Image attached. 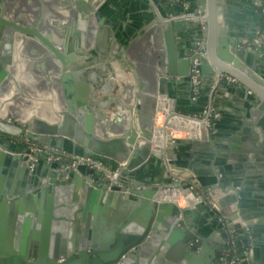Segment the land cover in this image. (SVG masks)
<instances>
[{"label":"water","instance_id":"obj_1","mask_svg":"<svg viewBox=\"0 0 264 264\" xmlns=\"http://www.w3.org/2000/svg\"><path fill=\"white\" fill-rule=\"evenodd\" d=\"M98 3L0 0V264H228L219 260L221 242L191 227L188 216L196 211L162 201L164 189L174 187L167 168L179 171L174 150L189 141L156 150V108L160 98L171 99L176 84L193 89L195 63L196 82L209 85L227 74L263 101L264 90L244 76L264 82L229 41L222 0L217 13L210 3L206 8L207 43L197 48L183 33L203 12L189 19L161 13L126 41L104 24ZM79 4L94 13L73 7ZM194 4L205 8L203 0ZM7 137L89 158L110 171L124 164L120 175L147 189L110 185L91 169L62 168L27 148L13 150ZM199 199L194 210L221 226Z\"/></svg>","mask_w":264,"mask_h":264},{"label":"crops","instance_id":"obj_2","mask_svg":"<svg viewBox=\"0 0 264 264\" xmlns=\"http://www.w3.org/2000/svg\"><path fill=\"white\" fill-rule=\"evenodd\" d=\"M157 1L159 4L155 0H100L97 13L110 30L111 25L114 27V31H111L113 36L122 40L127 36L129 39L137 36L152 25L161 13L172 17L176 14L203 12L204 16L198 17V22L190 24L183 34L190 48L206 45V8L210 3L217 13L219 0H203L205 8L202 11L195 6L194 0H182L185 8L163 5L161 0ZM86 6L87 11L81 9L80 12L93 14L94 10ZM222 8L229 41L243 56V65L264 82V39L255 47L262 22L255 0H222ZM217 24L218 29L221 28L220 16H217ZM120 47L119 51L122 52L123 46ZM81 54L85 52H79ZM106 58L114 61L111 51H108ZM117 63L121 65L120 60ZM123 70L132 72L130 66ZM219 77L234 82L218 81ZM244 77L264 90V86L252 78ZM169 95L170 108L176 113L202 118L210 109L217 116L207 133L205 129H200L205 133L204 140L189 141L188 146L181 151L175 149L174 153L179 178L183 183L195 181L200 185V194L215 203V208L207 206L210 212L218 214L217 221L222 228L217 227L218 223L209 214L194 210L196 199L189 193H177L176 200L165 201L182 203L183 199L191 196V203L183 202L191 205L190 211H196L194 215L188 216L194 222L191 227L214 241L222 242L224 239L220 218L234 223L241 231L240 247L249 252L248 264H264V101L243 82L227 74L213 76L209 85L202 79L192 90L176 84L169 90ZM166 104L168 106L165 101L159 105ZM104 112L111 113L107 109ZM161 135L162 132L157 131V135L155 132L157 147L161 144ZM27 142L15 141L10 144L13 150H21L26 148ZM169 167L175 168L173 165ZM166 173L173 179H179L173 177L168 168ZM151 252L152 249L148 253ZM160 264L164 262L161 260Z\"/></svg>","mask_w":264,"mask_h":264},{"label":"built area","instance_id":"obj_3","mask_svg":"<svg viewBox=\"0 0 264 264\" xmlns=\"http://www.w3.org/2000/svg\"><path fill=\"white\" fill-rule=\"evenodd\" d=\"M167 5L175 7L176 5H181L183 8L182 0H165ZM256 6L261 14L262 20L264 21V0H255ZM180 17H184L185 19H189L193 16V13H187L179 15ZM264 39V32H261L257 36V40L255 43V47L259 45V43ZM199 77V71L197 70V64L195 63L190 70V78L192 80V85L194 87L197 86L198 82L196 79ZM226 80L230 83L234 81L229 78L219 77L218 81ZM169 103L168 99L165 98ZM160 100V99H159ZM159 103V101H158ZM217 118L216 115L211 113L209 109L204 113L202 118L197 117H185L182 114L174 112L170 108V104L168 106H160L157 104L156 115L154 120V129H153V138L155 132H162L163 134V143L166 144H174L175 141L184 140V141H202L205 138L204 131L200 130V125L203 126L205 132H208V129L213 127V123ZM192 122V123H191ZM192 124L193 126H191ZM197 127V129H196ZM154 140V139H153ZM27 150L29 151V155L38 154L40 156H46L47 162L56 163L60 165L62 168L76 170L79 167H85L87 169H91L94 172L100 173L103 180L107 181L110 185H117L120 187H125L128 190H145L147 187L143 185H134L131 182L127 181L120 175L121 169L125 167L124 164L119 165V170L110 171L103 164L94 161L89 158H84L80 156L70 155L61 151L52 150L46 146L34 145L33 143L27 142L25 143ZM170 173L173 177H178V172L172 168L168 167ZM182 178V176H180ZM175 184L174 187H167L164 189V193L171 191H180L177 187V184L188 186L187 190L192 196L195 195L196 205L200 204L201 201L199 199L200 196V185L195 181L189 183L185 181L183 183L182 179H174ZM184 191V190H183ZM194 197V196H193ZM205 200V204L215 208V203H211L210 201ZM165 201V200H162ZM170 202V201H166ZM176 206L180 205V202H172ZM191 206V205H190ZM221 222L225 231V241L222 248V260L228 264H248L249 261V252L247 249H242L239 244V233L234 223L227 221L226 219L221 218Z\"/></svg>","mask_w":264,"mask_h":264},{"label":"bare ground","instance_id":"obj_4","mask_svg":"<svg viewBox=\"0 0 264 264\" xmlns=\"http://www.w3.org/2000/svg\"><path fill=\"white\" fill-rule=\"evenodd\" d=\"M90 28H91V33H93L94 32V28L92 27V26H90ZM89 28V29H90ZM167 102V100L165 99V98H160V100H159V103L158 104H160V103H163V102ZM169 104V103H168ZM165 106H167V104L165 105ZM192 123V122H191ZM191 126H193L192 124H190ZM197 129V128H196ZM200 129L201 130H203V126L202 125H200ZM155 135V134H154ZM156 135H157V132H156ZM161 137V144H160V142L158 143V144H160V146L159 147H157L156 145H155V139H154V148L157 150V149H160V148H162L163 146H164V143H163V134L160 136ZM157 141H158V139H156ZM177 193H182V195H184L185 193H189L188 191H176V192H166V193H163L162 195H161V198H162V200H166V199H169V200H176L177 198H175V197H177ZM190 194V193H189ZM193 197V196H192ZM191 196H188V198H185V199H183V202L184 203H191ZM193 199H195L194 197H193ZM171 202V201H170Z\"/></svg>","mask_w":264,"mask_h":264},{"label":"flooded vegetation","instance_id":"obj_5","mask_svg":"<svg viewBox=\"0 0 264 264\" xmlns=\"http://www.w3.org/2000/svg\"><path fill=\"white\" fill-rule=\"evenodd\" d=\"M161 1H162V4L165 5L164 1H163V0H161ZM73 7H76L78 10L83 9L84 12L87 11V8H86L87 6H86V5H82V6H80V5H78V6L74 5ZM78 7H82V8L79 9ZM175 7H181V8H182L181 5H176ZM91 8H92V7L89 6V9H91ZM127 37H128V36H127ZM127 37H126L125 40H126V41L130 40V39L127 38ZM220 81H221V80H220ZM222 81H224V80H222ZM1 139L4 141V138H3V137H2V138L0 137V140H1ZM5 140H6V139H5ZM167 232H168V231H167L166 229H164V233L167 234ZM238 233H239V244H240L241 231L238 230ZM225 238H226V237H225V231H224V239H223V241L221 242V253H222V248H223V244H224ZM219 260H220L221 262L225 263V262L222 260V256H221V258H220Z\"/></svg>","mask_w":264,"mask_h":264},{"label":"trees","instance_id":"obj_6","mask_svg":"<svg viewBox=\"0 0 264 264\" xmlns=\"http://www.w3.org/2000/svg\"><path fill=\"white\" fill-rule=\"evenodd\" d=\"M163 1H164V3L166 4L165 0H163ZM261 32H264V21H263V20H262L261 25H260V28H259V30H258V32H257V36H258V34H260ZM7 138H9V141H10V142H15V141L24 142V141H26L24 138H10V137H7ZM30 143H32V142H30ZM33 144H34V143H33ZM34 145H37V144H34Z\"/></svg>","mask_w":264,"mask_h":264},{"label":"rangeland","instance_id":"obj_7","mask_svg":"<svg viewBox=\"0 0 264 264\" xmlns=\"http://www.w3.org/2000/svg\"><path fill=\"white\" fill-rule=\"evenodd\" d=\"M187 188H188V186L180 185V187L178 189L186 191ZM186 207L191 208V206H188V205L184 204L183 202L180 203V208H186Z\"/></svg>","mask_w":264,"mask_h":264}]
</instances>
